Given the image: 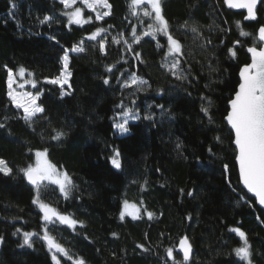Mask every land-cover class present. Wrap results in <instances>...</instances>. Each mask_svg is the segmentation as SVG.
<instances>
[{"label": "trees", "instance_id": "1", "mask_svg": "<svg viewBox=\"0 0 264 264\" xmlns=\"http://www.w3.org/2000/svg\"><path fill=\"white\" fill-rule=\"evenodd\" d=\"M107 2L110 15L76 25L68 23L57 0H0V123L5 125L0 159L12 169L10 175L0 173V264H55L40 236L32 237V247L21 246L23 232L42 235L44 227L70 253L71 258L57 254L59 264L80 259L85 264H173L166 249L172 247L175 260L182 261L176 248L183 236L192 245L187 264H245L233 252L241 241L231 228L246 234L252 264H264V212L240 185L233 134L224 121L239 70L249 62L246 48L264 24V3L255 21L244 22L243 13L226 9L223 0H161L169 31L183 45L179 59L187 78L178 80L161 66L166 39L143 36L150 19L132 15L130 0ZM45 16L51 20L41 24ZM133 26L142 37L139 43L132 42ZM96 28L107 31L88 40ZM81 41L83 52H69L71 87L63 89L71 94L61 96L59 85L44 80L59 75L64 50ZM5 66L33 73L44 112L31 126L7 96ZM131 73L147 84L122 87ZM123 108L139 119L118 135L113 124ZM53 129L66 135L53 140ZM44 149L73 188L65 198L57 185L44 182L40 198L75 219L73 227L42 219L32 203L37 190L20 171ZM113 150L120 152L119 169L110 162ZM125 200L140 209L139 219H120ZM17 229L21 232L13 235Z\"/></svg>", "mask_w": 264, "mask_h": 264}, {"label": "snow or ice", "instance_id": "2", "mask_svg": "<svg viewBox=\"0 0 264 264\" xmlns=\"http://www.w3.org/2000/svg\"><path fill=\"white\" fill-rule=\"evenodd\" d=\"M223 2L229 9H246L247 15L244 19L255 20L257 5L258 3H264V0H223ZM59 3L64 6L62 15L68 18L69 24L83 25L91 22V17H88V19L82 18L80 7H76L71 11L68 10L72 8V5L76 3V0H59ZM81 3L92 10H97L101 7L110 9L111 7L107 0H81ZM142 3H146L150 6V10L145 9L143 15L153 21V23L148 25V31L143 32V36H151L153 39H155L158 34L165 36L167 38V51L165 52L164 59L167 61L168 57H172V60L170 63L162 64L161 66L166 67L176 79H186L187 77L184 74L179 59L182 55L183 45L179 40L174 38L169 31V24L162 15L161 0H130V10L132 15L137 14L136 9ZM108 15H110L109 11H104L103 13L96 11L95 19L99 21ZM50 20L51 17L45 16L40 23L43 24ZM237 24L239 26V22H237ZM187 26L188 22L186 21L182 27ZM106 31L107 29L104 28H96L90 35H88L87 39L97 40V37ZM191 31L195 33L197 32V28L192 27ZM240 34L241 36L252 35L243 31H241ZM257 36L259 44H257L256 37H254L253 46L247 48L251 62L245 64L239 70L238 87L235 90L234 95L230 97L228 101L229 108L227 114L224 116V120L234 134V140L232 143L235 144V160L239 165V181L249 193L254 194L256 201L261 206H264V25H261L258 29ZM52 39H55V37H52ZM120 39H124L123 34H121ZM141 39L142 37L140 35H136V28L133 26L132 42L139 43ZM112 42L120 43V40L113 37ZM124 42L127 44L128 50L132 51L131 44L126 40ZM83 43L84 42L81 41L79 45H73L71 49H65L63 56L60 58L62 68L59 75L50 79L45 78L47 83L61 86V96L71 94L70 92L66 93L63 89L64 85H68L69 88L71 87L69 84V77H71L72 73L68 70L69 52H83L85 50ZM208 43H211V41H208ZM99 49L102 53L105 51L104 39L99 41ZM229 53L233 57L235 56V52L232 49H229ZM140 55V53H135V58H139ZM5 67L7 70V96L16 109L23 110L22 119L31 126L34 118L37 117V114H42L44 112V108L37 103L40 93L37 92L36 94H33L32 92L27 91H17L13 87V85L17 83L14 73L11 69H7V66ZM106 70L111 72L113 66H107ZM26 72L29 77L33 76V73L27 71L23 66H20L17 69L15 75L23 78ZM121 75H123V73ZM117 79L119 80L120 77H117ZM103 82L108 84L109 80L105 78ZM24 84H31L32 87L36 86L34 80H24ZM146 84V80L137 76L136 73H131L121 86L131 87L135 85L139 88ZM18 87L23 88V84H19ZM118 107H120V105H118ZM201 111L204 112L205 115H208L209 113L207 107L202 106ZM117 115L118 119L114 122L113 128L121 134L128 132L126 125L130 119H139V116L134 114L132 109L129 108H123L121 113H118ZM144 118L150 119L151 117L146 116ZM6 119L7 117H5V120ZM4 126L3 123H0V127ZM53 132L55 134L51 139L57 141L66 135L62 130L53 129ZM177 147L179 148L180 145L178 144ZM35 157L36 160L34 164H30L26 168L20 170L28 183L37 190V195L33 198L32 203L39 207V210L43 213L42 219L46 223H52L53 218L55 217V219L61 224H66L69 227L75 226L77 223L75 219L59 213L55 208L44 203L40 198V191L42 190V187L46 186L44 185V182L57 185L60 193H62L65 198H68L73 188V181L66 172L59 171L57 167L47 159V149L36 151ZM110 162L114 168H121L120 152L118 150H113ZM224 167L225 171H227L228 165H225ZM0 173H3L4 175H10L12 173V169L3 159H0ZM188 195L191 196L192 193L189 192ZM139 213L140 209L137 208L136 205L129 204V202L125 200L120 211V219L123 220L125 215H130L133 219H139ZM146 215L149 219H152L153 217L152 212H146ZM229 231L236 233L241 241V245L233 249L236 257L241 261H244L245 264H252L250 260V245L246 238V234L239 228H231ZM20 232L21 230L17 229L13 235L19 234ZM22 236L23 240L21 246L26 245L28 247H32V237L40 236L45 242L49 252L52 253V260L55 264H59L57 254H62L71 258L68 250L56 241L46 227H44L42 235L35 232H23ZM2 242L3 237H0V243ZM137 247L147 251L143 245H137ZM179 252L183 253L182 261L175 260L172 247L166 249V255L168 259L173 261V264H187L192 252V245L187 236H183L179 239ZM74 264H85V262L80 259L75 261Z\"/></svg>", "mask_w": 264, "mask_h": 264}, {"label": "rangeland", "instance_id": "3", "mask_svg": "<svg viewBox=\"0 0 264 264\" xmlns=\"http://www.w3.org/2000/svg\"><path fill=\"white\" fill-rule=\"evenodd\" d=\"M57 1H59V0H57ZM76 7H80V8H81L82 18H84V19H88V17H91V16L95 19L96 11H99L100 13H103L104 11H109L108 8H103V7L99 8V9H97V10L89 9V8H87L85 5H83V4L81 3V0H76V3L73 4V5H72V8H70V9H68V10L71 11V10L75 9ZM145 9L150 10V6L147 5L146 3H142L140 6L137 7L136 11H137L138 14L141 15V17H145V16L143 15V11H144ZM85 12H88V13H90V14L87 15V16H85V14H84ZM145 18H146V19H150V18H148V17H145ZM95 20H96V19H95ZM151 23H153V21L150 19V22L147 23V26H146V29L144 30V32H145V31H148V25L151 24ZM159 35H161V34H159ZM161 36H163V35H161ZM163 37L166 39V42H167V38H166L165 36H163ZM171 60H172V57H168L167 61L165 60V64L170 63ZM17 69H18V68H17ZM17 69H16V70H12L13 73H14V76H15L16 82H17L16 84L13 85V87H14L17 91H27V92H32L33 94H36V93L34 92V90H33L35 87H32L31 84H24V80H34L33 76H32V77H29V76L27 75V72H26V73H25V76H24L23 78H20L18 75H15ZM49 79H50V78H49ZM34 81H35V80H34ZM44 81L46 82V79H45ZM19 84H23V88H19V87H18ZM59 86H60V85H59ZM67 86H68V85H64L63 87H67ZM60 87H61V86H60ZM7 90H8V88H7ZM37 101H38V100H37ZM37 103H38V102H37ZM21 111H22V113H23V110H22V109H21ZM134 114H135V113H134ZM133 120H135V119H130L129 121H133ZM129 121H128V122H129ZM126 126H127V125H126ZM127 128H128V126H127ZM116 131H117V130H116ZM128 132H129V129H128ZM128 132H127V133H128ZM117 133H118V135H125V134H127V133L121 134V133H119L118 131H117ZM35 160H36V158H35ZM34 163H35V162H34ZM122 206H123V204H122ZM121 208H122V207H121ZM125 216H128V217H131V218H132V216H130V215H125Z\"/></svg>", "mask_w": 264, "mask_h": 264}, {"label": "water", "instance_id": "4", "mask_svg": "<svg viewBox=\"0 0 264 264\" xmlns=\"http://www.w3.org/2000/svg\"><path fill=\"white\" fill-rule=\"evenodd\" d=\"M224 3V2H223ZM260 5V3H258V5H257V8H258V6ZM224 6H225V8L226 9H229L228 7H227V5H225L224 4ZM229 10H231V11H233V12H235V13H243V21L244 22H253V21H255V20H245L244 19V17L247 15V10L246 9H229ZM256 18H257V14H256ZM263 21H264V13H263ZM264 25V24H263ZM260 28V27H259ZM258 28V29H259ZM258 29H257V32H258ZM257 32H256V39H257V41H258V36H257ZM259 42V41H258ZM248 48V47H247ZM247 48H246V52H247ZM247 54H248V56H249V62L248 63H250L251 62V59H250V54L247 52ZM244 66V65H243ZM242 67V66H241ZM238 78H239V73H238ZM238 87V86H237ZM237 89V88H236ZM234 95V94H233ZM228 108H229V104H228ZM225 121V120H224ZM225 123L227 124V122L225 121ZM228 126V125H227ZM228 128H229V126H228ZM230 129V128H229ZM233 134V133H232ZM233 140H234V134H233ZM233 145H234V147H235V144L233 143ZM235 162H236V160H235ZM236 166H237V172H238V176H239V165H238V163L236 162ZM24 179H25V181H26V183L29 185V186H31V187H33L31 184H29L28 183V181H27V179L24 177ZM240 185H241V187H242V189L250 196V197H252L254 200H255V203H256V206L258 207V208H260L263 212H264V206H261L257 201H256V197L254 196V194H252V193H249L248 191H247V189L246 188H244V186H243V184L242 183H240ZM41 214H42V216H43V213L41 212ZM53 221H55V222H58V223H60L58 220H56L55 219V217L53 218ZM61 224V223H60ZM61 225H63V226H66V227H69L68 225H66V224H61ZM177 252L181 255V257L183 258V253L182 252H179V241H178V243H177ZM191 255H192V252H191V254H190V258H191Z\"/></svg>", "mask_w": 264, "mask_h": 264}]
</instances>
